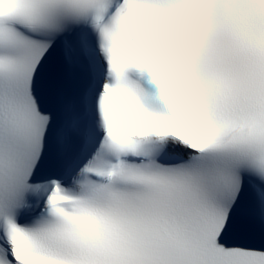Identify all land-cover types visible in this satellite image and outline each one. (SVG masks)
Instances as JSON below:
<instances>
[{
  "label": "snow or ice",
  "instance_id": "snow-or-ice-1",
  "mask_svg": "<svg viewBox=\"0 0 264 264\" xmlns=\"http://www.w3.org/2000/svg\"><path fill=\"white\" fill-rule=\"evenodd\" d=\"M0 264H264V0H0Z\"/></svg>",
  "mask_w": 264,
  "mask_h": 264
},
{
  "label": "clouds",
  "instance_id": "clouds-1",
  "mask_svg": "<svg viewBox=\"0 0 264 264\" xmlns=\"http://www.w3.org/2000/svg\"><path fill=\"white\" fill-rule=\"evenodd\" d=\"M113 115L118 125L126 122L125 116L120 112L119 106L116 104L113 105Z\"/></svg>",
  "mask_w": 264,
  "mask_h": 264
}]
</instances>
